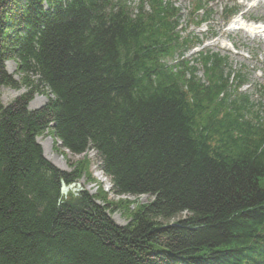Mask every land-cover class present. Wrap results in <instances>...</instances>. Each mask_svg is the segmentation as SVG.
<instances>
[{
  "label": "trees",
  "instance_id": "16d2710c",
  "mask_svg": "<svg viewBox=\"0 0 264 264\" xmlns=\"http://www.w3.org/2000/svg\"><path fill=\"white\" fill-rule=\"evenodd\" d=\"M180 19L171 0H0V87L14 61L29 91L0 104V264H264V120L228 56L184 58L201 41ZM46 130L96 152L115 195L152 200L119 227L103 191L62 195L96 183L88 160L44 159Z\"/></svg>",
  "mask_w": 264,
  "mask_h": 264
},
{
  "label": "rangeland",
  "instance_id": "374dc122",
  "mask_svg": "<svg viewBox=\"0 0 264 264\" xmlns=\"http://www.w3.org/2000/svg\"><path fill=\"white\" fill-rule=\"evenodd\" d=\"M125 1L129 6L134 7L139 0ZM192 1L193 0H173L175 6L181 10V16H183L181 21L182 27H186L188 34H202L203 37H206L203 45L204 47L218 52L221 56H226L225 54L230 55L228 57L232 69L236 71L242 70L247 76V83L239 90V93L248 97L251 106L247 111L249 114L248 116L253 117L254 114H259L261 120H264V95L261 89L264 87V35L252 36L243 31H226L234 17L226 22L221 15L225 4L232 6L233 2H236L242 9L240 20L245 25L261 24L264 23V1L211 0L208 6V8L212 10L210 21L200 28H195L191 24L189 26L186 24L188 21L187 14L192 7ZM194 51L195 49L190 51L189 54ZM16 67L17 64L14 61L5 63L6 72L17 82L18 87L14 90L5 86L0 87V104L2 106L11 104L15 99L29 92L26 87L19 85L21 76L16 72ZM47 100L48 98L46 96L36 94L29 103L28 109H39L47 103ZM36 142L42 149V155L58 161L59 166L62 167L60 169H62L61 171L63 172L71 173L75 163L88 160L87 175H91V178L95 180L96 184L88 183L84 174L69 186H65L63 182L61 183H63L65 188H68V191L72 192L83 189L90 195H96L98 191H103L108 204H111L107 214L111 221L117 226L123 227L127 225L130 222V217L135 207L137 205H146L152 200V198L148 196L130 197L115 195L112 192L110 180L103 174L100 160L93 150L89 149L82 155H71L69 152L64 151L60 143L49 130H46L37 137ZM72 185H74V187L70 188ZM75 185L78 187H75ZM66 195L67 194L64 196ZM97 203L101 206L104 205L98 201ZM186 216L187 215L183 213L168 222H159L163 224L174 223L184 219Z\"/></svg>",
  "mask_w": 264,
  "mask_h": 264
},
{
  "label": "bare ground",
  "instance_id": "6f19581e",
  "mask_svg": "<svg viewBox=\"0 0 264 264\" xmlns=\"http://www.w3.org/2000/svg\"><path fill=\"white\" fill-rule=\"evenodd\" d=\"M194 1L195 0H193L192 1V3H191V5H192V7H193V3H194ZM210 1L211 0H203V10H201L200 9V11H196L195 13H194V15H191L190 14V12H193V8L191 7V9H190V11L188 12V14H187V18H188V21L186 22V24H188V26L191 24V25H193L195 28H200L201 26H203V25H205V24H207L209 21H210V17H211V14H212V10L210 9V8H208V6H209V3H210ZM255 1H259V0H255ZM262 1H264V0H262ZM171 2L173 3V5H174V7L175 8H178V7H176L175 6V4H174V2H173V0H171ZM235 5H232V6H228V5H224V7H223V9H222V18H223V20H227V17L224 15V8L225 7H228V8H231V7H233V6H236V3H234ZM179 9V8H178ZM180 10V9H179ZM206 11H208V12H210V17H209V19L207 20V21H205V22H201V19L203 18V16H204V14H205V12ZM238 15H239V13L237 12V13H235V14H233V15H231L230 17H234V19L231 21V23L228 25V28L226 29V31H231V32H233V31H243V32H245V33H259L260 31H263L264 32V23H261V24H251V25H249V26H247V25H245L240 19H239V17H238ZM180 16H181V10H180ZM182 18H183V16H181V19H180V25H179V28L178 29H182V30H184L182 33H181V35L182 36H185V35H190V36H196L197 38H198V40L199 41H201V43L200 44H197V45H193L192 46V49H190L189 50V52L185 55V57L184 58H186V59H189L191 56H193L194 54H195V52L196 51H194V52H192L191 54H189L190 53V51H192L193 49H195V50H201V49H203V48H205L203 45H204V43H205V39H206V37H203V35L202 34H195V35H193L192 33H187V30H186V27H182ZM229 18V17H228ZM197 22H200L198 25H196V23ZM212 51V50H211ZM212 52H215V51H212ZM215 53H218V52H215ZM6 70V69H5ZM8 74V73H7ZM9 75V74H8ZM245 75V77H246V79H247V76H246V74H244ZM8 88V87H7ZM239 93V92H238ZM50 96V98H51V95H49ZM29 105V104H28ZM43 107V106H42ZM51 126H53L54 127V125H51ZM54 136V135H53ZM65 151V150H64ZM68 152V151H67ZM43 157H44V159L45 160H47L48 162H50L51 164H53V166L54 167H56L57 169H59L60 171L62 170V169H60V168H62V167H60L59 166V163H58V161H56V160H53V159H51V158H49V157H47V156H44L43 155ZM63 172V171H62ZM62 182V181H61ZM75 192V191H74ZM68 193V192H67ZM66 193V194H67ZM140 197V196H139Z\"/></svg>",
  "mask_w": 264,
  "mask_h": 264
},
{
  "label": "water",
  "instance_id": "95a60500",
  "mask_svg": "<svg viewBox=\"0 0 264 264\" xmlns=\"http://www.w3.org/2000/svg\"><path fill=\"white\" fill-rule=\"evenodd\" d=\"M73 187H74V185L70 186V188H73ZM75 187H78V186L75 185ZM67 191H68V188H65L63 183H61V193L65 195L67 193Z\"/></svg>",
  "mask_w": 264,
  "mask_h": 264
}]
</instances>
